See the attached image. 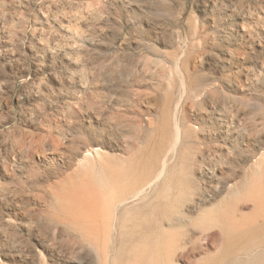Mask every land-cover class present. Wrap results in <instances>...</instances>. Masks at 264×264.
<instances>
[{
  "label": "rangeland",
  "instance_id": "1",
  "mask_svg": "<svg viewBox=\"0 0 264 264\" xmlns=\"http://www.w3.org/2000/svg\"><path fill=\"white\" fill-rule=\"evenodd\" d=\"M263 158L264 0H0V264H132L121 233L230 264L264 235ZM151 169L103 225L101 172L126 196Z\"/></svg>",
  "mask_w": 264,
  "mask_h": 264
},
{
  "label": "bare ground",
  "instance_id": "2",
  "mask_svg": "<svg viewBox=\"0 0 264 264\" xmlns=\"http://www.w3.org/2000/svg\"><path fill=\"white\" fill-rule=\"evenodd\" d=\"M178 129V128H177ZM181 133V132H180ZM184 133V132H183ZM179 134V133H178ZM178 137V136H177ZM177 140V139H176ZM87 146V149L86 150V153L84 154V158L89 161V160H94L96 159V161H98L99 163V160L100 163L98 164L99 167H101L100 169H103L102 166H100V164H102L106 159H104L103 161V157H105V155L100 152V148L97 147L96 149H93V147H91L92 149H90V146L89 144L86 145ZM94 150V151H93ZM164 157V156H163ZM99 159V160H98ZM264 159V158H263ZM174 160V159H173ZM172 161V160H170ZM91 162V161H90ZM89 162V163H90ZM92 162H95V161H92ZM92 162L90 164H92ZM102 162V163H101ZM165 162L164 159L161 163V168H160V171L159 173L161 174L164 169H165ZM97 164V163H95ZM95 164L93 163L92 165L95 166ZM105 164V163H104ZM263 161L261 162H255V168L253 169V174H261L262 172V169H263ZM91 165V166H92ZM106 167V166H105ZM104 167V168H105ZM89 168V167H88ZM93 168V167H92ZM95 168V167H94ZM98 168V167H96ZM107 168V167H106ZM99 169V170H100ZM109 169V168H107ZM107 169H106V172H107ZM96 170V169H95ZM102 171H105V169H103ZM96 172V171H95ZM100 172V171H99ZM102 174H100V182L102 183V188H104V186H106L107 188V193H106V198H107V202L103 204L104 208L102 209V212H101V222L103 223V225H108L109 224V221L111 219V215L112 213L117 209V206H118V202H124L128 199H131V198H134V197H137V196H140V193H143V191L146 190V187L148 185H151V183L159 177V173L158 174H155L156 171L154 169H151L148 173H146L144 175V177L140 180V181H135L134 182V185L132 186H128L127 188L128 189H133L128 192V194L126 196H124L125 194H123L125 191L121 190V187H120V181H115V180H112L111 178H108L107 175H105L104 172H101ZM163 175V174H162ZM161 175V176H162ZM262 175V174H261ZM109 176V175H108ZM260 177V176H259ZM258 177V179H259ZM257 178H255V181H254V185L252 184L251 187H253L252 189L255 190V194H257L258 196L256 197V195H254V197H256V201L260 204L261 203V200L262 198L264 199V190L262 189L261 185H258V180ZM138 180V179H137ZM261 180V179H260ZM98 181V182H99ZM99 182V183H100ZM133 182V181H132ZM123 183V182H121ZM128 183V181H127ZM180 183V182H179ZM250 183V182H249ZM101 185V184H100ZM175 186V185H174ZM179 186V185H178ZM149 189V188H148ZM167 189V187H165V190ZM126 190V189H125ZM253 190V191H254ZM262 191V192H261ZM178 192V191H177ZM147 193V192H146ZM262 193V194H261ZM181 194V193H179ZM104 196V199H106ZM178 196V195H176ZM180 196V195H179ZM118 197V199H117ZM141 197H145L143 194ZM181 197V196H180ZM115 198L117 199V204L115 205ZM171 199V198H170ZM261 199V200H260ZM178 200V199H177ZM180 200V199H179ZM255 201V200H254ZM263 201V200H262ZM104 202V201H103ZM264 202V201H263ZM127 203V202H126ZM176 203V201H175ZM123 204V203H122ZM129 205V204H128ZM261 205V204H260ZM264 205V204H262ZM143 206H148V211H145L144 212V215H143V219H146V220H152L154 219V217L157 218V216H162L165 211L163 210V208H161L160 206H157L156 204H146L144 203ZM142 206V207H143ZM145 210V209H144ZM163 211V212H162ZM112 212V213H111ZM131 212H135L136 214L139 212V209L137 208H131L129 206H126L124 204L123 206V209L120 213L121 216V220L123 221V227L126 228V224L127 222H131V218L132 216L130 215L128 217V214H135V213H131ZM211 212V211H210ZM167 213V212H166ZM176 213V212H175ZM212 213V212H211ZM135 214V215H136ZM179 214V213H178ZM181 214V213H180ZM205 214V212H204ZM210 214V213H209ZM206 215V214H205ZM204 217H207L205 216ZM212 215V214H211ZM164 216V215H163ZM169 216V215H168ZM213 216V215H212ZM115 217V216H114ZM178 217V216H177ZM159 218V217H158ZM171 219V218H170ZM212 219V218H211ZM134 220V219H133ZM163 220V219H162ZM181 220V219H180ZM178 220V221H180ZM204 220V218H203ZM210 220V219H209ZM214 220V219H213ZM205 222V221H204ZM264 222V221H263ZM262 222V223H263ZM264 224V223H263ZM126 225V226H125ZM130 225V224H129ZM223 225V224H222ZM172 226V225H171ZM150 230V229H149ZM261 230V229H260ZM156 232V231H155ZM167 233V232H166ZM264 234V233H263ZM234 237V236H233ZM133 239V235L132 236H129V238L127 237V235H125V233H121L120 235V241L122 243L121 247L122 248V251L125 250V252H122V253H126L128 251V257L131 258V263L132 264H161L159 258H158V255H157V247H158V241L153 239V241H151L149 243V249H150V252L151 253H148V254H145L144 252V249H143V245H140L141 243H136L134 244V246L132 245V248H131V251L129 249H127V245L129 244L130 241H132ZM235 241H238L239 243L234 245V241H233V244L232 246H228V249H230V251L228 250V252H230V259H228V262L230 264H264V235L263 236H255V237H251V236H248L246 233L243 234V233H239L238 236L236 237ZM91 243V242H90ZM231 244V243H230ZM123 246V247H122ZM162 247V246H160ZM164 247V246H163ZM163 249V248H161ZM127 250V251H126ZM160 251V250H159ZM120 252V251H119ZM118 254V253H117ZM120 255V254H118ZM228 255V254H227ZM122 256V255H120ZM125 256V255H124ZM126 257V256H125ZM228 257V256H227ZM161 258V257H160ZM120 259V257H119ZM121 260V259H120ZM117 261V264H118V259L116 260ZM123 261V259H122ZM125 261V260H124ZM120 262V261H119ZM124 263V262H123ZM122 263V264H123ZM116 264V263H115ZM129 264V263H128Z\"/></svg>",
  "mask_w": 264,
  "mask_h": 264
}]
</instances>
